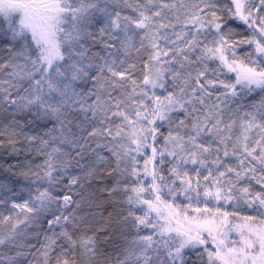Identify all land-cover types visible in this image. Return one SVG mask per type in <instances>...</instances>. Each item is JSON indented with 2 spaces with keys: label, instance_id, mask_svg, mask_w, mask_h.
Returning a JSON list of instances; mask_svg holds the SVG:
<instances>
[{
  "label": "snow or ice",
  "instance_id": "6c2138e0",
  "mask_svg": "<svg viewBox=\"0 0 264 264\" xmlns=\"http://www.w3.org/2000/svg\"><path fill=\"white\" fill-rule=\"evenodd\" d=\"M0 264H264V0H0Z\"/></svg>",
  "mask_w": 264,
  "mask_h": 264
}]
</instances>
